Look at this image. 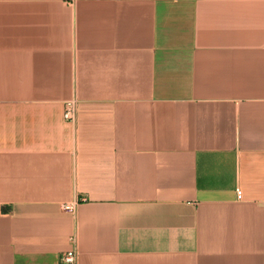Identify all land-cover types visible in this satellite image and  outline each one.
<instances>
[{"label":"crops","instance_id":"1","mask_svg":"<svg viewBox=\"0 0 264 264\" xmlns=\"http://www.w3.org/2000/svg\"><path fill=\"white\" fill-rule=\"evenodd\" d=\"M73 249L264 264V0H0V264Z\"/></svg>","mask_w":264,"mask_h":264},{"label":"built area","instance_id":"2","mask_svg":"<svg viewBox=\"0 0 264 264\" xmlns=\"http://www.w3.org/2000/svg\"><path fill=\"white\" fill-rule=\"evenodd\" d=\"M66 117L74 120L76 118V109L75 105H71L67 112ZM239 197H241V192H238ZM65 210L74 213L76 209V203H69L64 205ZM78 260V252L73 249L66 252H63L60 256V262L61 264H77Z\"/></svg>","mask_w":264,"mask_h":264}]
</instances>
